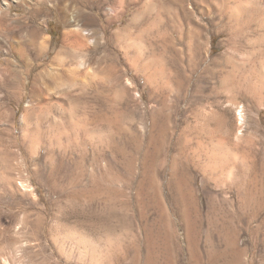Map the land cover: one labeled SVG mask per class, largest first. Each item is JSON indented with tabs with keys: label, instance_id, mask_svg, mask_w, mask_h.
<instances>
[{
	"label": "rangeland",
	"instance_id": "rangeland-1",
	"mask_svg": "<svg viewBox=\"0 0 264 264\" xmlns=\"http://www.w3.org/2000/svg\"><path fill=\"white\" fill-rule=\"evenodd\" d=\"M58 2L0 30V264H264V0H77L61 88Z\"/></svg>",
	"mask_w": 264,
	"mask_h": 264
},
{
	"label": "bare ground",
	"instance_id": "bare-ground-1",
	"mask_svg": "<svg viewBox=\"0 0 264 264\" xmlns=\"http://www.w3.org/2000/svg\"><path fill=\"white\" fill-rule=\"evenodd\" d=\"M32 1L36 4L35 7L31 11V16L33 17H36L39 13H41L42 11L41 5L45 4L46 2H50V0H32ZM58 1H59L58 10L65 24V29L62 35V43L48 64H42V65L39 64L41 66V69L37 71L36 77L39 78L40 75L42 76L43 74L48 75L49 78L52 79L51 81L55 83V86L57 87L60 86L61 88V86L66 83L65 79L63 80L61 76L64 77L65 74H68V75L71 74V76H73L72 72H81V71L83 72L84 71L88 73V71L93 69L91 68L89 63L85 60L84 56L86 52H92V51L97 50L98 47L96 45L97 43L96 40L98 37L99 38L102 37L101 36L102 34L98 36L100 34L98 28L87 30L76 19V17L74 16L75 14L72 13V9L74 8L77 0H58ZM12 2L21 4L23 3V0H0V30L1 31L3 30L5 32L7 31L9 32L10 27L13 26L12 23H20V21L17 20L16 18L17 14H13L11 11ZM101 2L102 0H98L99 5H101L100 4ZM112 13H113L112 8L110 7L105 8L106 15H104L105 18H102V19H104V21L106 22L112 15ZM111 19H109L108 21H110ZM27 30H28V36L25 41L26 47L22 48L23 51H22L21 57H24L26 60L30 58L32 60H40L41 57L46 52V50L48 49L47 43L49 42L47 41V36L45 34L46 32H44V29L40 24H34L30 26ZM21 57L20 59H22ZM41 79L43 81L44 78L41 77ZM100 80L101 79H99L98 81ZM57 87H54V89H57ZM48 89L50 90L51 88L49 87Z\"/></svg>",
	"mask_w": 264,
	"mask_h": 264
}]
</instances>
